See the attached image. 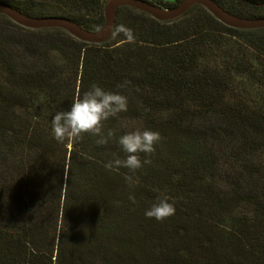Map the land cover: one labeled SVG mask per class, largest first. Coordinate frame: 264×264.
<instances>
[{
    "label": "trees",
    "instance_id": "trees-1",
    "mask_svg": "<svg viewBox=\"0 0 264 264\" xmlns=\"http://www.w3.org/2000/svg\"><path fill=\"white\" fill-rule=\"evenodd\" d=\"M107 1L0 3L97 31ZM211 1L264 17V0ZM92 84L127 97L103 122L114 136L58 142L53 117ZM136 128L161 135L139 153L151 162L106 168ZM164 196L175 214L146 218ZM0 264H264V28L228 27L199 5L169 22L125 6L110 38L89 44L0 14Z\"/></svg>",
    "mask_w": 264,
    "mask_h": 264
},
{
    "label": "clouds",
    "instance_id": "clouds-1",
    "mask_svg": "<svg viewBox=\"0 0 264 264\" xmlns=\"http://www.w3.org/2000/svg\"><path fill=\"white\" fill-rule=\"evenodd\" d=\"M127 37L128 42L134 43V36L130 29L121 28ZM127 82L118 84L117 88L125 87ZM127 97L116 92L107 91L97 84L90 85L89 89L81 95L77 93L73 98L68 111H60L55 114L51 121L54 138L63 143L65 140L75 142L82 138V134L89 133L99 136L97 144L104 145L114 136V132L109 130L107 136L103 134V122L114 117L122 111H127ZM161 140L158 131L151 129L136 128L119 137L118 143L122 151L126 154L124 159H116L105 165L108 169L115 167L128 168L134 172L140 169L143 164L150 163V159H145L142 163L139 153L150 156L155 152V145ZM129 186H132V177L125 176ZM128 199L135 203L134 194L130 193ZM168 197H160L157 202L145 210L146 218H154L162 222L175 214L174 204L168 202Z\"/></svg>",
    "mask_w": 264,
    "mask_h": 264
},
{
    "label": "water",
    "instance_id": "water-1",
    "mask_svg": "<svg viewBox=\"0 0 264 264\" xmlns=\"http://www.w3.org/2000/svg\"><path fill=\"white\" fill-rule=\"evenodd\" d=\"M199 5L224 25L241 30L264 28V17L247 19L235 16L221 9L211 0H181L172 9H162L147 0H108L104 7V24L97 31H86L63 17H32L17 11L7 4L0 3V14L5 15L14 23L29 29L58 28L66 31L76 39L89 44H101L113 33L116 10L120 7H131L148 14L162 22L176 20L183 16L191 7Z\"/></svg>",
    "mask_w": 264,
    "mask_h": 264
},
{
    "label": "rangeland",
    "instance_id": "rangeland-1",
    "mask_svg": "<svg viewBox=\"0 0 264 264\" xmlns=\"http://www.w3.org/2000/svg\"><path fill=\"white\" fill-rule=\"evenodd\" d=\"M147 1H148V0H147ZM153 1H157V0H153ZM160 1L174 2L175 0H160Z\"/></svg>",
    "mask_w": 264,
    "mask_h": 264
},
{
    "label": "crops",
    "instance_id": "crops-1",
    "mask_svg": "<svg viewBox=\"0 0 264 264\" xmlns=\"http://www.w3.org/2000/svg\"><path fill=\"white\" fill-rule=\"evenodd\" d=\"M148 1H153V0H148ZM157 1H160V0H157Z\"/></svg>",
    "mask_w": 264,
    "mask_h": 264
}]
</instances>
